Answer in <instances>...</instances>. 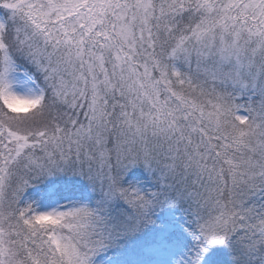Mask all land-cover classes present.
Here are the masks:
<instances>
[{
    "label": "snow or ice",
    "instance_id": "1",
    "mask_svg": "<svg viewBox=\"0 0 264 264\" xmlns=\"http://www.w3.org/2000/svg\"><path fill=\"white\" fill-rule=\"evenodd\" d=\"M0 264H264V0H0Z\"/></svg>",
    "mask_w": 264,
    "mask_h": 264
}]
</instances>
